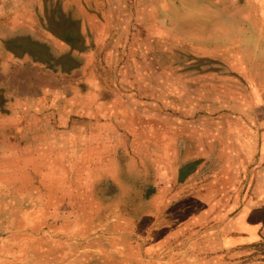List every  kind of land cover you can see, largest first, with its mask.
I'll return each mask as SVG.
<instances>
[{
    "label": "crops",
    "instance_id": "obj_1",
    "mask_svg": "<svg viewBox=\"0 0 264 264\" xmlns=\"http://www.w3.org/2000/svg\"><path fill=\"white\" fill-rule=\"evenodd\" d=\"M73 26L71 40L46 29L34 39L25 37L29 29L0 32L12 69H4L13 96L7 115L22 127L1 140L13 178L37 177L8 183L21 204L27 200L11 211L13 222L38 228L53 219L55 228L76 226L79 234L98 223L103 264H264V55L233 52L231 76L203 70L189 86L166 68L165 84L143 86L141 43H125L134 47L127 68L125 45L109 40L99 55ZM129 189L125 201L121 191ZM63 206L74 215L65 225ZM16 231L8 234L13 247L29 249L31 232ZM56 240L53 259L42 264H62L70 253ZM10 245L0 243V251ZM25 254L0 264L38 263Z\"/></svg>",
    "mask_w": 264,
    "mask_h": 264
},
{
    "label": "rangeland",
    "instance_id": "obj_2",
    "mask_svg": "<svg viewBox=\"0 0 264 264\" xmlns=\"http://www.w3.org/2000/svg\"><path fill=\"white\" fill-rule=\"evenodd\" d=\"M5 6L6 14L0 13V21L7 23L4 24V28L1 26V33L14 26L29 29L26 32L28 36H25L29 39H34L33 32L42 33L45 29L66 39L71 38L70 33L76 21L83 33L89 36L94 49L98 47L99 55L102 46L109 40L115 41L112 48H118L117 46L125 45L128 40L134 43L136 39V43H141L135 45L139 54L137 60H140L136 68L138 72L141 70L137 85L142 83L144 86L150 82L153 86H162L165 84V76L162 77L161 73H165V69L168 68L175 72L174 76L184 75L183 77H186L184 85L190 86L192 81L195 83L193 76L196 77L203 70L219 69L222 76L224 74L231 76L233 72L228 67V60L233 57L235 51L240 54L264 55V0H6ZM78 6L82 12H79ZM95 25H99L100 29H93ZM76 29L74 31L79 33V29ZM153 39L158 45H147ZM165 41L168 43L163 45L162 42ZM126 45L125 48L122 46L124 62L127 68H130L128 60L132 57L129 58L128 53L134 47L128 48ZM4 50L0 46V243L2 245L3 242V247L11 244V249H14L0 251V259L2 262L5 258L10 261L11 258L20 257L25 252L27 260L42 264L49 258L53 259L54 250L59 248L54 247L53 242L57 236L58 239L61 238L62 243L59 244V240H56V245L70 252L68 256L65 255L62 264H103L101 239L98 236L102 226H98V223H94L92 229L79 234L75 230L76 226L74 229L70 226L55 228V223L59 221L54 222L53 219L42 223L38 228L28 223L22 225L13 222L14 215L11 211L26 205L27 200L21 204L22 199L13 195L15 191L6 189L11 185L8 183L23 180L24 176L29 177V181H35L37 177L35 178L33 174L19 173L17 179L13 178L10 167L12 161L5 150L6 142L1 140L7 133L22 132V127L14 126L11 115H7L8 107L12 106L10 99L13 96L9 77H5L4 69L7 68L9 71L12 69L8 63H4L6 55ZM110 51L113 52V49ZM154 55H157V58ZM109 57H113V53H109ZM204 57L218 61L212 62ZM105 58L108 60L106 55ZM45 79L43 81L53 83L52 79ZM173 80L176 81V77ZM68 82L69 79H65V83ZM175 98H181V95ZM225 109L223 112L233 113L231 108ZM207 118H211V115H207ZM64 128L65 125L62 126V129ZM113 192L111 190V193ZM122 194L127 201L134 195V191L130 189L121 191V198ZM34 207L29 206L30 210ZM115 208L118 209V206ZM71 209L70 206L62 207L61 224L67 223L66 218L74 217L71 215ZM14 230L31 232L33 237H30L29 249L22 246L13 247V240L8 234L15 233ZM20 235H17L19 238H16L15 242H21L23 237ZM92 241L97 243L91 245ZM40 246L46 252L44 255L38 254ZM85 248L91 251L88 257L83 253Z\"/></svg>",
    "mask_w": 264,
    "mask_h": 264
},
{
    "label": "trees",
    "instance_id": "obj_3",
    "mask_svg": "<svg viewBox=\"0 0 264 264\" xmlns=\"http://www.w3.org/2000/svg\"><path fill=\"white\" fill-rule=\"evenodd\" d=\"M66 39L71 40V38H66ZM200 68H201V67H200ZM200 68H199V69H200ZM201 69H202V68H201Z\"/></svg>",
    "mask_w": 264,
    "mask_h": 264
}]
</instances>
